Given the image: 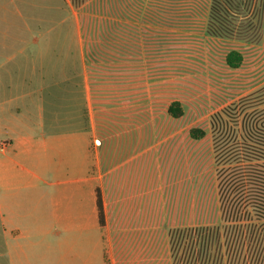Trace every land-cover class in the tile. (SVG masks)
<instances>
[{
	"label": "crops",
	"instance_id": "0c3cea01",
	"mask_svg": "<svg viewBox=\"0 0 264 264\" xmlns=\"http://www.w3.org/2000/svg\"><path fill=\"white\" fill-rule=\"evenodd\" d=\"M41 2L0 6V264H160L159 174L145 163L143 67L129 59L127 21L102 53L72 23L84 103L67 81L76 116L59 118L64 77L48 51L65 22L45 26Z\"/></svg>",
	"mask_w": 264,
	"mask_h": 264
},
{
	"label": "rangeland",
	"instance_id": "374dc122",
	"mask_svg": "<svg viewBox=\"0 0 264 264\" xmlns=\"http://www.w3.org/2000/svg\"><path fill=\"white\" fill-rule=\"evenodd\" d=\"M9 1L0 0V6ZM68 1H62L58 15L52 9L60 6V0L41 2L42 12L48 11L45 26L50 27L56 16L65 22L62 43L48 49L49 57L59 56V83L61 73L64 77L63 91L59 85L57 92V104H63L58 116H76L69 108L73 97L67 81L75 83L80 112L84 103L83 67L72 23L80 22L81 36L94 43L90 50L102 53L107 51L100 40L119 36L123 18L129 59L137 54L143 67L145 163L153 162L159 174L160 264H180L185 252L173 253L171 232L218 224L219 171L246 156L244 144L249 146L252 130L264 135V0ZM53 24L59 26L60 21ZM231 51L243 56L238 69L226 64ZM48 70H53L52 63ZM174 102L184 112L180 119L168 114ZM194 128L203 130L205 137L192 140L189 133ZM222 244L225 249L223 238Z\"/></svg>",
	"mask_w": 264,
	"mask_h": 264
},
{
	"label": "trees",
	"instance_id": "16d2710c",
	"mask_svg": "<svg viewBox=\"0 0 264 264\" xmlns=\"http://www.w3.org/2000/svg\"><path fill=\"white\" fill-rule=\"evenodd\" d=\"M242 63L243 56L238 51H231L226 57L231 69H238ZM168 114L180 119L184 114L180 103H172ZM255 130L249 133V139L245 138L249 143L244 144L245 158H238L230 163L234 164L232 168L219 171L222 185L218 224L171 232L173 253L185 252L180 264H226V260L227 264H264V135ZM189 134L192 140L205 137V132L196 128ZM223 159L228 161L227 156ZM225 253L229 256L223 257Z\"/></svg>",
	"mask_w": 264,
	"mask_h": 264
},
{
	"label": "built area",
	"instance_id": "2783aa9c",
	"mask_svg": "<svg viewBox=\"0 0 264 264\" xmlns=\"http://www.w3.org/2000/svg\"><path fill=\"white\" fill-rule=\"evenodd\" d=\"M2 147L4 146V145H1Z\"/></svg>",
	"mask_w": 264,
	"mask_h": 264
}]
</instances>
